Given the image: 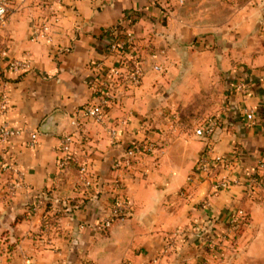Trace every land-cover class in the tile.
<instances>
[{
	"label": "crops",
	"instance_id": "obj_1",
	"mask_svg": "<svg viewBox=\"0 0 264 264\" xmlns=\"http://www.w3.org/2000/svg\"><path fill=\"white\" fill-rule=\"evenodd\" d=\"M7 1L14 11L0 26V92L9 96V123L24 130L9 151L26 186L14 190L13 178L0 174L2 264H264V189L253 200L238 184L216 192L222 168L213 176L196 174L205 140L180 134L169 120V114L182 113L186 91L203 93L204 75L223 73L231 93L219 114L213 151L225 160L238 156L231 179L252 172L264 150V0H224L231 9L227 19L205 26L186 17L200 7L197 0L183 5L178 0H60L62 18L52 44L31 37L43 7L54 0ZM127 15L133 16L126 20ZM120 24L133 31L147 74L140 88L119 90L107 119L116 131L112 137L106 126L85 117L77 115L76 126L73 121L94 99V64L104 60V46ZM188 34L208 36L193 46L184 40ZM161 52L157 61L151 58ZM13 59L30 60L32 71L19 76L6 70ZM155 64L163 71H154ZM240 81L249 88L247 98L235 87ZM244 104L257 111V127L244 120ZM33 133L38 142L29 148ZM65 135L73 136L78 160L89 164L94 182L89 190L77 185L76 167L57 169ZM143 141L154 144V153L126 169L123 178L132 210L100 232L113 204L112 166ZM208 198L211 207L204 209ZM244 205L248 230L225 239ZM202 237L219 242L220 250L207 249Z\"/></svg>",
	"mask_w": 264,
	"mask_h": 264
},
{
	"label": "built area",
	"instance_id": "obj_2",
	"mask_svg": "<svg viewBox=\"0 0 264 264\" xmlns=\"http://www.w3.org/2000/svg\"><path fill=\"white\" fill-rule=\"evenodd\" d=\"M178 1L181 5L185 3V0ZM59 3L60 0H54L43 7L42 13L37 19L36 30L31 37L32 41L36 43H53V29L60 24L62 18L60 10L56 7V4ZM13 11L14 9L9 1L0 0V26H5L8 23ZM122 29L125 30L123 32L118 30L110 34V39L104 46V60L95 62L94 73L90 81L94 99L87 108L76 112V118L73 121V125L76 126L78 122L77 115L85 117L96 124L106 126L112 137H115L116 131L107 125V119L109 110L119 101V90L127 88L132 91L140 88L147 74L145 61L137 49V41L133 31L129 27H123ZM120 34L121 36H119ZM161 55H163V52L161 54L153 53L151 58L157 61ZM2 58H7L6 52L2 54ZM32 69L33 65L30 60L13 59L6 62V70L15 75H23L32 71ZM153 70L162 72L163 66L155 64ZM235 87L242 96L247 98L250 92L246 82L240 81ZM11 109L9 96L5 92H0V174H8L13 178V189L15 190L17 187L24 188L26 184L18 160L14 154L10 153L9 146L12 141L23 135L24 130L9 123L8 116ZM242 116L249 127L259 125L260 120L257 111L246 104L243 105ZM260 117L264 119V108ZM219 129L220 122L214 121L205 130H197V136L205 140L207 148L197 162L196 174L199 176H213L217 168H222L221 176L214 184L215 191H226L233 185L238 184L243 187L245 198L253 200L264 189V150L261 152L256 166L246 178L233 180L229 177V170L238 163V156L234 155L231 160H225L213 151L214 147L212 145L215 134ZM37 142L38 134H31L28 142L29 148H34ZM73 144L72 135H65L60 138L59 149L63 156L57 161V169L59 172L64 173L70 164L76 167L78 170L77 185L89 190L94 187L89 164L78 160V155L73 152ZM154 151L155 146L153 143L138 142L127 149L122 161H118L112 166V171L115 174V181L112 186L113 204L106 218L98 226V231L106 232L110 230L131 212L132 206L127 198L126 185L123 179L124 172L126 169L133 167L140 158L150 155ZM14 190H12V193H14ZM202 207L204 209L210 208L211 199L204 200ZM70 210L66 209L64 213L68 214ZM246 216L247 213L244 209L240 208L236 211L225 239L236 238V230ZM44 223L48 231H51L47 220H44ZM202 241L207 249L213 252L220 250V244L216 240L202 237ZM86 264L92 263L88 262Z\"/></svg>",
	"mask_w": 264,
	"mask_h": 264
},
{
	"label": "rangeland",
	"instance_id": "obj_3",
	"mask_svg": "<svg viewBox=\"0 0 264 264\" xmlns=\"http://www.w3.org/2000/svg\"><path fill=\"white\" fill-rule=\"evenodd\" d=\"M198 4L194 11L187 13V19L200 22L204 26L206 23L218 25L228 17L229 7L224 0H197ZM201 4V5H200ZM186 10H188L186 8ZM192 33V32H191ZM208 35L188 34L185 42L188 45H196L197 40L206 38ZM198 43L197 45H199ZM223 73H211L204 75L203 93L186 91L185 96L188 98L182 106V113L173 112L169 114V120L172 128L177 129L180 134L197 136V130H205L214 121H220L219 114L228 106L229 93L231 87L228 85V79L222 78ZM219 75L221 78L219 79ZM208 87V88H207ZM230 87V88H229ZM174 133V132H172ZM264 181V174H263ZM5 251L2 238L0 237V264L4 262L1 253Z\"/></svg>",
	"mask_w": 264,
	"mask_h": 264
},
{
	"label": "trees",
	"instance_id": "obj_4",
	"mask_svg": "<svg viewBox=\"0 0 264 264\" xmlns=\"http://www.w3.org/2000/svg\"><path fill=\"white\" fill-rule=\"evenodd\" d=\"M133 16V15H127L125 17L126 20H129L130 17ZM123 27L121 26V24L115 28V30L112 31V33L118 31V30H121L122 32L125 30V29H122ZM121 36V34L119 35ZM246 200V199H245ZM242 209L245 210V212L247 213V216L240 222L239 224V228L236 230V236H240L242 235L244 232H246L249 228V225H250V214H249V209L247 208V206H242Z\"/></svg>",
	"mask_w": 264,
	"mask_h": 264
}]
</instances>
